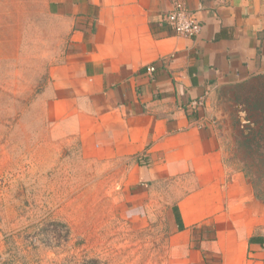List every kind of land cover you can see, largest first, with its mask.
<instances>
[{"label":"crops","instance_id":"obj_1","mask_svg":"<svg viewBox=\"0 0 264 264\" xmlns=\"http://www.w3.org/2000/svg\"><path fill=\"white\" fill-rule=\"evenodd\" d=\"M42 1L65 32L51 131L126 166L123 217L162 247L154 264H264V199L232 160L264 122V0H180L193 38L162 22L174 0Z\"/></svg>","mask_w":264,"mask_h":264},{"label":"rangeland","instance_id":"obj_2","mask_svg":"<svg viewBox=\"0 0 264 264\" xmlns=\"http://www.w3.org/2000/svg\"><path fill=\"white\" fill-rule=\"evenodd\" d=\"M49 10L42 0H0V264L161 261L158 242L123 217L126 166L92 162L51 131L47 68L65 32ZM235 148L232 160L264 198L261 151Z\"/></svg>","mask_w":264,"mask_h":264},{"label":"built area","instance_id":"obj_3","mask_svg":"<svg viewBox=\"0 0 264 264\" xmlns=\"http://www.w3.org/2000/svg\"><path fill=\"white\" fill-rule=\"evenodd\" d=\"M162 22L173 34L187 38L197 36L201 29L200 22L180 0L172 2V8L162 15ZM146 71H154V65H148Z\"/></svg>","mask_w":264,"mask_h":264},{"label":"trees","instance_id":"obj_4","mask_svg":"<svg viewBox=\"0 0 264 264\" xmlns=\"http://www.w3.org/2000/svg\"><path fill=\"white\" fill-rule=\"evenodd\" d=\"M262 132H264V122H262L261 128L260 130L257 132V135L261 134ZM244 147L245 150H251L255 152H258L261 150V152H258V154H260V158L259 156L256 157L255 159H264V145L258 143V141L255 139V136L253 138H248L245 139L242 143H241ZM257 155V154H256ZM253 185V183H252ZM254 188V194L256 198H262L264 199L261 194H260V188H258L256 185H253ZM263 189H261L262 191Z\"/></svg>","mask_w":264,"mask_h":264},{"label":"flooded vegetation","instance_id":"obj_5","mask_svg":"<svg viewBox=\"0 0 264 264\" xmlns=\"http://www.w3.org/2000/svg\"><path fill=\"white\" fill-rule=\"evenodd\" d=\"M255 139L258 141V143L264 145V132H262L259 135H256Z\"/></svg>","mask_w":264,"mask_h":264},{"label":"water","instance_id":"obj_6","mask_svg":"<svg viewBox=\"0 0 264 264\" xmlns=\"http://www.w3.org/2000/svg\"><path fill=\"white\" fill-rule=\"evenodd\" d=\"M242 121V125H240L241 126V128H243L244 127V125L246 124V121H244V120H241Z\"/></svg>","mask_w":264,"mask_h":264}]
</instances>
